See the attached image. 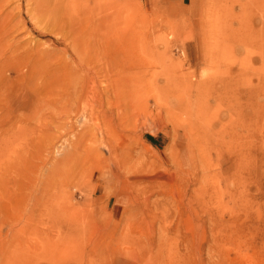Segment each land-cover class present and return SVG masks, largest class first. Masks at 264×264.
<instances>
[{
  "label": "rangeland",
  "instance_id": "obj_1",
  "mask_svg": "<svg viewBox=\"0 0 264 264\" xmlns=\"http://www.w3.org/2000/svg\"><path fill=\"white\" fill-rule=\"evenodd\" d=\"M64 2L0 0V264H264V0ZM80 56L140 73L134 105L60 100ZM203 91L204 120L170 103Z\"/></svg>",
  "mask_w": 264,
  "mask_h": 264
},
{
  "label": "bare ground",
  "instance_id": "obj_2",
  "mask_svg": "<svg viewBox=\"0 0 264 264\" xmlns=\"http://www.w3.org/2000/svg\"><path fill=\"white\" fill-rule=\"evenodd\" d=\"M71 1L72 0H65V2H64L65 6L68 7L70 5L69 3H71ZM213 6L214 7L211 6L213 9L211 8V12H209L211 14L210 17L213 18V19L215 18L216 15H220L221 16L223 12H226L223 9L224 5L222 3H220V2H219V4L215 2V4ZM242 12H244V11H242ZM211 31H212V29H211ZM237 35H238V32H235L234 36L236 37ZM68 48L69 47L66 46V51L67 52H69ZM214 48H217L218 50H220L219 47H214ZM37 52L38 51L33 52L32 56L35 55L34 53H37ZM75 62H77L80 65V67L82 68V70H84V72H85L84 76L80 77V81L83 82L85 80L84 87H83L82 84H81V86H77L79 88L70 86V84L66 85V87H65L66 89L63 92H61L58 97H59L60 100L63 99V98H66V99L68 98L70 100L74 96L76 91H77V93L78 92L81 93L83 95L82 107L78 111H81V112H84V113L88 112V113H90L92 118H95L96 117V112H98L100 110H103V109L106 111L104 103L105 102H108V103L111 102V100H112L111 95L112 94L115 96L114 101H115L116 97L119 95V96L122 97V99L131 101L130 102L131 104H133L135 102V100L138 97H140V95H139L140 90H141L140 87H141V83L143 82V78L140 75V73H134L133 74V73H126L124 71H119V70L115 69V67L113 66L112 63L107 62L105 68L107 70H109V71H111V70L114 71V75H115V77L117 79L116 83L118 82L120 84V88H122V92L118 93V91L116 89V88H118V83L114 84L113 87H112V85H110L111 88L109 86H106L105 88H100L99 89L98 88L97 79H96L97 78L96 74H97V71L100 72V70L96 69V68H93V67H88L89 66L88 62L85 61L81 56H80V58L76 59ZM124 67H126V65ZM154 84L156 85L157 82L154 83ZM86 85H87V87L85 88ZM157 87H159V86H157ZM155 90H157V89H155ZM28 91L30 92V90H28ZM38 91L39 90L36 89V91L32 90L30 92L32 97H33L32 100H33L34 106L28 108V113L29 114L45 113V114L52 115V114H56L58 112L59 113H65L66 110L63 109V108L61 109L57 102L49 103L50 105L52 104L51 106H47V104H42L41 101H40L41 97H39V96H42L43 94L38 96L37 95ZM111 91H114L115 93H112ZM158 91H159V89H158ZM159 92H160L159 94H162L161 91H159ZM177 92L178 91H176V93ZM204 92L205 91H203V93H195L192 96H190L189 93H187V92L186 93H180L179 95H173V96H175V98L172 101H170V103H174L175 104L177 102L178 103L177 104L178 105L177 108H180L182 110V112L185 113L186 117H189L190 119L193 120V117L196 116L197 119L204 120L205 113H206L205 111H206L207 104H208L207 99H206L207 97L204 94ZM167 94H165V95H167ZM162 95H164V93ZM168 96L165 97V98L163 96L161 99H163V98L164 99H166V98L168 99ZM154 97H155V95H154ZM157 98H159V97L157 96ZM25 100L26 101H30L31 99H25ZM175 100H176V102H174ZM160 101H162V100H160ZM167 102H169V101L167 100ZM112 103H113V101H112ZM156 103H158V102H156ZM163 106H165V103H164ZM16 107H18V109L22 108V103L17 105ZM209 107L211 108L212 106H209ZM172 110H174V109H172ZM182 112H179V114H182ZM176 113L178 114V111ZM184 113H183V115H184ZM106 115H107V113H105L103 116L106 117ZM111 118L112 119L109 120L110 123L114 127H118L120 122L117 121L114 118L113 113H111ZM105 138L106 137L103 136V140L104 141H105ZM106 143H107L106 146L108 147L107 151L109 152L108 157L112 161L118 162V158L121 157V153L119 151V148H117L113 144L109 143V140H107ZM88 153H91V154H88L89 158H90V156L94 157V155L97 154V153H95V150L92 149V147H90V149L88 150ZM41 179H42V181H44V184H43L44 186L49 181L48 176L47 175L45 176V174L42 175ZM28 182H29L28 180L23 181V182H17L16 186L19 189H21V187H22L23 192L25 193L27 191H30V189H31V185L29 184L30 182L29 183ZM46 205H47V203H46ZM53 207H55V204H52V208Z\"/></svg>",
  "mask_w": 264,
  "mask_h": 264
}]
</instances>
